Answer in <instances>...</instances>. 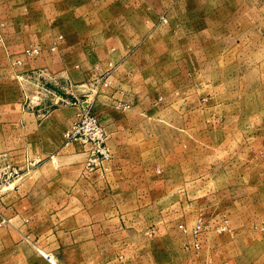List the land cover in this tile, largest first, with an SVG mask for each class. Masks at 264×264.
I'll return each instance as SVG.
<instances>
[{"label":"rangeland","instance_id":"1","mask_svg":"<svg viewBox=\"0 0 264 264\" xmlns=\"http://www.w3.org/2000/svg\"><path fill=\"white\" fill-rule=\"evenodd\" d=\"M0 36L1 88L42 100L25 63L68 49V129L126 130L113 200L144 264H264V0H0Z\"/></svg>","mask_w":264,"mask_h":264},{"label":"crops","instance_id":"2","mask_svg":"<svg viewBox=\"0 0 264 264\" xmlns=\"http://www.w3.org/2000/svg\"><path fill=\"white\" fill-rule=\"evenodd\" d=\"M66 51L50 49L25 63L50 83L42 100L0 87V154L21 170L0 191V220H10L0 225V264H144L145 249L131 236L136 227L113 200L124 182L126 130L110 133L113 159L104 175L85 170L83 147L67 142L79 109L70 75L82 64L65 59Z\"/></svg>","mask_w":264,"mask_h":264},{"label":"built area","instance_id":"3","mask_svg":"<svg viewBox=\"0 0 264 264\" xmlns=\"http://www.w3.org/2000/svg\"><path fill=\"white\" fill-rule=\"evenodd\" d=\"M2 43V37L0 36V45ZM26 54L31 56L39 53V48H28L25 50ZM23 60L16 58L13 63L21 64ZM42 74L41 71L37 72ZM36 73L30 76H35ZM20 79H27V77L19 75ZM83 116H86L83 119ZM67 142H78L87 154L85 162V170L89 172H96L100 175H104L108 169L107 163L112 157V152L107 145V133L99 125L95 116L88 111H79L76 120L73 122L72 127L66 133ZM20 169L17 166L10 165L3 161L0 154V191L1 188L17 176H19Z\"/></svg>","mask_w":264,"mask_h":264}]
</instances>
